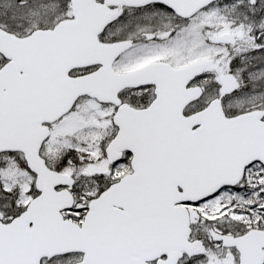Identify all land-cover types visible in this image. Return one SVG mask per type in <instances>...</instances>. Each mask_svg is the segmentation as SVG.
I'll return each mask as SVG.
<instances>
[{
  "label": "snow or ice",
  "instance_id": "6c2138e0",
  "mask_svg": "<svg viewBox=\"0 0 264 264\" xmlns=\"http://www.w3.org/2000/svg\"><path fill=\"white\" fill-rule=\"evenodd\" d=\"M0 264H264V0H0Z\"/></svg>",
  "mask_w": 264,
  "mask_h": 264
}]
</instances>
